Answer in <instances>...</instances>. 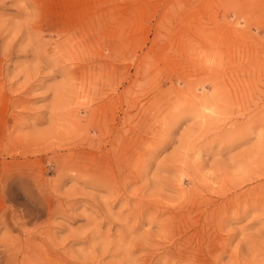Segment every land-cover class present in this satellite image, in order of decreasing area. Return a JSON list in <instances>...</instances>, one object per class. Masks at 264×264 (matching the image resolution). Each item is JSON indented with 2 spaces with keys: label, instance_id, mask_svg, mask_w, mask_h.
<instances>
[{
  "label": "rangeland",
  "instance_id": "1",
  "mask_svg": "<svg viewBox=\"0 0 264 264\" xmlns=\"http://www.w3.org/2000/svg\"><path fill=\"white\" fill-rule=\"evenodd\" d=\"M0 264H264V0H0Z\"/></svg>",
  "mask_w": 264,
  "mask_h": 264
}]
</instances>
